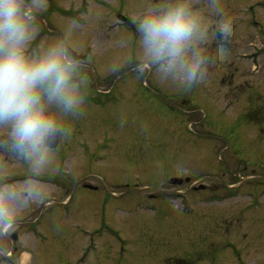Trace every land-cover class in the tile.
<instances>
[{
	"label": "rangeland",
	"instance_id": "1",
	"mask_svg": "<svg viewBox=\"0 0 264 264\" xmlns=\"http://www.w3.org/2000/svg\"><path fill=\"white\" fill-rule=\"evenodd\" d=\"M86 1L45 0V10L38 16L41 39L60 35L72 17L83 19L77 39L83 42L81 52L87 55L86 60L81 58L89 77L87 102L82 115L67 118L71 135L61 139L47 171L34 174L23 161L5 162L11 169V179L26 186L27 193L14 213H7L0 202V220L4 221L7 214L11 222L6 232L0 228V254L15 247L17 241L12 234L18 228L23 230L24 221L28 223L25 232L31 236L29 242L24 240V247L33 254V260L22 258L27 264H101L103 253L85 255V248L91 235L97 238L100 232H110L101 229L102 202L110 197L106 210L109 221L114 219L111 226L136 240L132 248L140 246L138 240L146 239L147 234L158 236L166 231L173 244L170 248H180L177 254L184 258L197 259L192 253L197 248L193 239L200 233L199 226L212 217L207 203L200 204V212L193 216V207L184 214L186 206L182 209L184 203L176 198L177 192L164 205V201H155L152 210L146 208L147 201L136 204L141 198L136 194L159 189L170 193L197 181L217 188L240 179L230 175L244 169H256L264 177V117L259 116L264 115V54H260L264 0H221L223 15L231 18V30L222 36L215 28L213 31L227 49V56L210 66L200 83L184 89L162 83L147 70L141 74L135 65L108 71L110 64L124 54L119 40L134 34V17L150 0ZM119 15L128 22L117 24ZM212 22L216 24L215 19ZM219 47L220 43L214 41L209 50L215 54ZM255 62H262L259 74L251 73ZM225 139L230 142V150H226ZM173 175L191 176V180L179 186L170 180ZM51 181L54 185L48 184ZM83 183L103 186L104 192L81 188ZM113 189L132 191L135 204L116 200ZM49 199L52 201L47 203ZM244 201L234 202L240 205ZM172 208L177 210L173 212ZM163 225L166 229L161 230ZM35 229L46 239H35ZM181 239L182 246L174 245ZM210 239L226 238L218 234ZM223 248L233 261L228 264L258 263L254 248L249 247L250 252L239 260L224 244ZM14 259L18 264L19 259ZM157 259L152 257L153 264ZM142 260V255H133L128 264H143ZM124 262L125 257L115 260V264Z\"/></svg>",
	"mask_w": 264,
	"mask_h": 264
},
{
	"label": "clouds",
	"instance_id": "2",
	"mask_svg": "<svg viewBox=\"0 0 264 264\" xmlns=\"http://www.w3.org/2000/svg\"><path fill=\"white\" fill-rule=\"evenodd\" d=\"M44 10L45 0H0V202L7 213L24 202L27 187L11 179L5 162L23 161L34 174L47 171L56 155L53 139L71 135L67 118L82 115L87 102L89 77L77 39L84 21L72 17L60 35L41 39L38 16ZM134 24V34L118 42L124 54L108 71L135 65L141 74L147 70L184 89L227 56L213 31L231 30L221 0H150ZM214 41L220 43L215 54L209 50Z\"/></svg>",
	"mask_w": 264,
	"mask_h": 264
},
{
	"label": "flooded vegetation",
	"instance_id": "3",
	"mask_svg": "<svg viewBox=\"0 0 264 264\" xmlns=\"http://www.w3.org/2000/svg\"><path fill=\"white\" fill-rule=\"evenodd\" d=\"M259 116L264 117V115ZM226 148L230 150V146ZM232 153L235 155L237 151ZM230 176H240V179L237 177V179L224 182L217 188L197 181L193 185L186 186L189 187L186 194H180L181 197H191L192 200L189 198L187 203L192 204L195 209L193 216L200 212L198 210L202 208L200 204L205 203L209 206L208 213L212 216L210 221L208 218L205 224L199 226L198 232L200 230V233H197L198 236L194 235L193 243L197 248H194L192 253L198 256L197 259L184 258V256L177 254L180 248H170L169 246L173 244L168 239V232L166 231H162L158 236L153 233L147 234L146 239L138 240L141 245L139 243L140 246L135 248L131 246L136 243V240L130 238L127 233H100L97 239L91 238L87 244L89 247L87 249L94 250L96 256L101 252L103 253L101 264H115L116 259L123 257L126 261L124 264H128V258L133 255H142L141 263L143 262V264H153L152 257L158 258L155 264H228L232 261L228 251L225 252L224 248L220 249L221 245L224 244L225 248L231 250V256L238 258V260L242 258L243 254L250 252L249 247L254 248L259 257L257 264H264V182H260L264 180V177L256 169H244ZM243 176L258 177V179L257 181L248 180ZM88 185L92 187H87ZM178 185L182 186V184ZM81 186L104 192L103 186L91 185L90 183H83ZM128 188L130 189V187ZM183 188H179L177 191H181ZM191 189H193L192 192H190ZM207 192L208 194H206ZM123 193H128V196L124 197L125 202H135L134 195L131 196L132 191L128 190ZM150 196L152 195L150 194ZM239 199H245V201L236 205L238 202L234 201ZM109 200L110 197H106L102 202L103 205ZM102 216H104L102 225H107L109 217L105 216L104 212ZM162 229H166V225H163ZM218 234H222L226 239L218 241L210 239ZM181 241L182 239L174 245L182 246ZM203 251H206L207 255H204ZM220 254L221 256L218 257ZM240 264L246 263L240 262Z\"/></svg>",
	"mask_w": 264,
	"mask_h": 264
},
{
	"label": "water",
	"instance_id": "4",
	"mask_svg": "<svg viewBox=\"0 0 264 264\" xmlns=\"http://www.w3.org/2000/svg\"><path fill=\"white\" fill-rule=\"evenodd\" d=\"M54 140L56 141V139L54 138ZM53 141L52 144L53 146H55L57 144V142Z\"/></svg>",
	"mask_w": 264,
	"mask_h": 264
}]
</instances>
